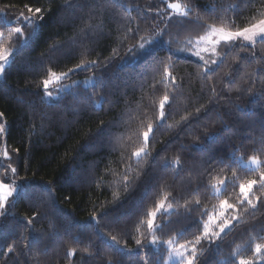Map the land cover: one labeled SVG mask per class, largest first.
I'll list each match as a JSON object with an SVG mask.
<instances>
[{"label": "trees", "instance_id": "obj_1", "mask_svg": "<svg viewBox=\"0 0 264 264\" xmlns=\"http://www.w3.org/2000/svg\"><path fill=\"white\" fill-rule=\"evenodd\" d=\"M171 1L187 5L189 16L164 19ZM27 6L44 10L38 31L26 27L18 38L4 30L0 38L6 48H21L0 78V171L3 179L10 164L16 181L36 195L0 217V264H155L157 258L166 264L165 245L136 244L152 238L146 213L167 196L172 210L159 216L165 226L156 235L166 241L184 231V243L199 234L196 225L208 219L203 212L219 210L221 200L236 205L239 183L258 178L240 160L264 161V42L256 43L255 59L251 47H219L220 62L204 75L199 60L175 55L167 41L184 31L203 34L202 25L222 23L217 17L244 27L264 14V0H0V13L31 16ZM160 29L165 34L153 57L170 65L175 84L162 83L164 65L153 57L128 52ZM84 64L86 70H75ZM51 72L68 73L70 82L55 101L43 85ZM89 77L94 83L84 86ZM166 92L171 110L161 123L158 104ZM149 123L150 154L133 157ZM233 172L236 187L213 194ZM256 197L264 200L258 185L250 196L256 209L245 204L226 212L238 220L220 239L198 246L199 264L250 257L255 243L264 242V203Z\"/></svg>", "mask_w": 264, "mask_h": 264}, {"label": "snow or ice", "instance_id": "obj_2", "mask_svg": "<svg viewBox=\"0 0 264 264\" xmlns=\"http://www.w3.org/2000/svg\"><path fill=\"white\" fill-rule=\"evenodd\" d=\"M167 7L181 18H187L189 16V12L191 9L187 5H182L180 3H168ZM28 13H32L31 16L25 15L23 12L20 13L18 17H14L12 19H8L7 13H0V38L4 36V30H7L8 35L12 36L16 34L19 38L20 36L24 35L23 29L26 27H31L33 32L36 33L41 26V22L44 19L43 11L41 8L33 9L30 6H27ZM199 19V17L197 18ZM218 20H221L222 23L218 26L217 23H208L206 25H202L203 28V35H200L199 38L194 42L192 39L188 40V44L193 45L194 51L192 52L193 55L199 58L200 61L203 62L204 67V75H207L209 72L213 71L211 65H215L218 63V60L213 57L218 56L217 49L221 46L228 48L229 50L232 47H241V48H252V57L255 59V45L258 41L264 42V14H261L260 18H256L253 21L249 22L244 27H239L236 25L234 20L226 21L223 20L221 17H217ZM225 24L230 26L226 27ZM16 25V26H13ZM164 31H156L154 35L145 38L143 36L139 37V42L137 44L132 45L128 49L130 53H140L147 57H153L154 53V45L156 41L163 37ZM134 38V37H133ZM29 39V37H25L24 42ZM127 39V37H126ZM169 43H171L169 41ZM204 45L201 47V45ZM21 48H6L0 45V75H5L8 68L14 63L15 55ZM204 54H208L209 58H206ZM171 60V57H168ZM261 60H264V56L260 57ZM91 64L95 65L96 62L92 61ZM153 63L156 64H163V77L164 80L162 83L167 81H172L175 84V77L172 75L171 71L169 70L170 65L164 64L163 60L159 58L153 57ZM88 65H77L75 70H79L81 68L87 69ZM70 69L69 72L75 71ZM264 72V69H262ZM68 73H60L57 75L55 72H51L50 77L43 81L44 90L48 95H51L49 89V85L53 82L52 78L56 80H60L66 77ZM231 83V80L229 81ZM255 84V81H253ZM251 87L246 89V91H251ZM212 93L215 95L216 89L215 87L212 88ZM172 99H175L173 97ZM159 115L158 120L162 123L165 119L167 114L171 110V103L169 94L166 92L162 98L159 99L158 104ZM167 109V110H166ZM197 113L201 111V109L196 110ZM4 114L0 113V117ZM185 120L188 118L185 117ZM5 132V126L0 124V133ZM154 133V126L153 124L149 123L147 125V131L142 133L143 135V145L137 148L135 151L131 153L133 157L140 158L141 155H149L150 153L146 149V145L148 144L151 135ZM262 143H264V138H262ZM201 151H209L210 145L208 149L197 145ZM3 156L5 158L8 157V151L5 150L3 152ZM10 159V158H9ZM231 159V157H230ZM223 163V161H220ZM177 166H181V161L177 159L175 161ZM245 169L250 171L258 172V178L248 179L241 181L239 183V199L236 202V205L229 203L228 200H221L219 204L220 211L218 213L214 212L213 214L209 215L207 211L203 212L201 216H208L207 220H201L196 226L199 230L198 235H194L192 239L185 240L184 243H180L179 239H184L185 233L184 231H179L176 233V236L179 239L170 238L168 240H160L156 233L162 232L164 228V223L159 225L156 224V219L158 215H165L169 214L168 210L171 209V203H168L167 209L165 208V202L168 200V197H164L159 200L155 204V207L146 213V226L148 232L151 234L152 238L148 242V245H145L141 239L136 240V244L139 249H144L148 246H158V245H165L166 251L168 255L169 261L171 264H199V251L198 246L201 245L203 241H207L209 244L213 243L215 240L220 239L222 234H226V230L233 227V221L238 220V216L226 215L227 210H234L237 205L244 206L245 204L250 207L251 209L257 208V203L253 202V199L250 198L253 187L259 186L260 189H264V161H261L257 156L253 155L247 164L243 165ZM0 167H3L0 164ZM9 168L12 174V179L10 182H6L9 180L8 174H4V178L0 179V217L7 218L8 214V206H15L16 202H19L21 199H27L36 195L34 192H30L26 185L18 183L14 178L17 173V169L11 167L9 164ZM236 173L233 172V179L229 180L227 178L221 179L218 181L219 187L213 186V194L219 195L222 191L226 190L227 186L231 184L233 187H236ZM196 191H199L197 189ZM12 198V199H10ZM256 200L260 203H264V200H261L260 197H256ZM196 205L200 204L199 200H196ZM190 211L191 209H186ZM103 216H106L107 213H103ZM91 221L94 222V227L98 230L100 227V219L97 218L96 215L91 217ZM32 221L29 220L28 223ZM145 221H140V223H144ZM139 230V229H137ZM112 239L116 241V237L113 236ZM264 239V238H262ZM13 247H9V252L13 251ZM252 255L250 257H245L243 255L239 256V259H233L228 264H264V243H255L254 247L251 249ZM75 253V249L70 251V255ZM239 254V248L237 249L236 253H233V256H237ZM109 264H112L110 261ZM119 264V262H117ZM144 264H148V261L145 259ZM155 264H162L161 258H157Z\"/></svg>", "mask_w": 264, "mask_h": 264}, {"label": "rangeland", "instance_id": "obj_3", "mask_svg": "<svg viewBox=\"0 0 264 264\" xmlns=\"http://www.w3.org/2000/svg\"><path fill=\"white\" fill-rule=\"evenodd\" d=\"M171 3H180L182 5H184L183 3H181L180 1H171ZM166 15H165V18L164 19H167L168 17H170L171 15L172 16H175L177 18H180L178 15H176L173 10L169 9L166 10ZM185 22V21H184ZM163 25V24H162ZM166 25L164 24V27ZM161 30V29H160ZM159 30V31H160ZM191 31H184L182 35H178V37H175L173 38L169 43V41H167L168 43V48L171 49L172 53L174 52L175 55L177 56H180V57H185V56H188V57H191L193 59H197L199 60L198 57H196L195 55L192 54V52L195 50L193 45H190L188 44V40L189 39H192L194 42L199 38L200 35H203V34H200V35H197V34H194V33H191ZM159 40V39H158ZM204 45L202 44L201 47H203ZM217 52H218V56L217 57H213V58H216L218 60V63L220 62L221 60V55H220V51H219V48L217 49ZM206 58H209L208 57V54H204ZM200 61V60H199ZM203 65V62L200 61ZM217 63V64H218ZM217 64L215 65H211L212 68H214ZM204 68V67H203ZM60 73L57 72V75H59ZM3 75H0V78L2 77ZM50 77V76H49ZM67 77V76H66ZM66 77L60 79V80H56L55 78H52L53 79V82L49 85V89L48 91H50L51 95H48L45 91V97L48 98L49 100H52V101H55L58 97V95L64 91V90H67L70 86V82H67L65 81L66 80ZM92 83H94V77L92 78H87L85 80H83V85L84 86H90L92 85ZM142 156V155H141ZM251 157L247 158V159H241L240 162L244 165V164H247L249 162ZM5 173L8 174V177H9V180L6 181V182H10V180L12 179V174H11V171L10 169H5L4 171ZM4 173V174H5ZM0 179H2L1 177V171H0ZM217 187H219V184L217 185ZM12 199V198H10ZM167 205H168V202L166 203L165 202V208L167 209ZM172 210V207L170 210H168V212H170ZM220 211V208L219 210H216L214 209L213 212H211V214H213L214 212L218 213ZM228 213V215H231V213H233V210H227L226 211ZM210 214V215H211ZM159 216L157 217L156 219V224L159 225L160 223V219H159ZM264 243V242H263ZM166 264H171V261H169L168 257L166 258ZM112 264H114L112 262Z\"/></svg>", "mask_w": 264, "mask_h": 264}]
</instances>
